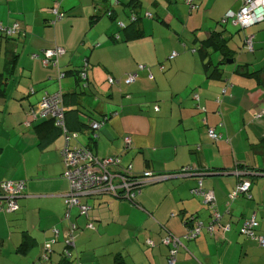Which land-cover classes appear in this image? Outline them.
I'll list each match as a JSON object with an SVG mask.
<instances>
[{"label":"crops","instance_id":"0c3cea01","mask_svg":"<svg viewBox=\"0 0 264 264\" xmlns=\"http://www.w3.org/2000/svg\"><path fill=\"white\" fill-rule=\"evenodd\" d=\"M55 1L0 0V24H17L20 29L12 38L0 37V49L4 47L0 72L6 74L11 55L16 56L15 91L27 99V104L20 102L23 112L17 117L25 119L24 113L34 106L31 95L47 86L55 89L53 84L58 82L57 91L67 94L69 110L80 111L67 115L71 130L78 129L77 118L83 123L106 118L93 143L97 158L118 157L137 177L149 172L169 179L142 185L133 201L108 194L80 198L82 205L90 207L87 215H82L77 207L65 205L64 195L69 191L61 158L65 140L53 130L50 119L32 121L26 128L33 134H0V183H24L18 210H0V264H35L43 248L51 251L43 264H74L61 255L66 241L82 264V257H88L82 253L94 250L104 236L123 243L111 254L110 264L115 258L122 264H166L167 236L181 242L177 264H264V248L240 231L243 222L253 217L258 224L255 233L264 235V70L257 77L246 75L264 64V22L248 29L231 21L217 23L228 11L240 8L239 0L183 2L176 16L167 13L160 21L165 26L174 23L178 37L174 42L165 38L170 46L159 58L152 35L146 33L141 5L125 7L117 0L116 5L123 7L122 20L117 7L107 5L108 0H103V7L94 0H61L59 11L64 17L49 26ZM153 1L156 7L157 1ZM104 7L113 18L102 13ZM132 11L140 17L136 22L141 31L138 37H132L130 29L124 30L130 25ZM95 13L100 16L93 21ZM228 24L237 32H247L243 41L254 36L253 51L249 52L253 56L231 73L223 68L228 58L235 63ZM187 28H194V38L188 50L185 44L181 50L179 33L184 34ZM221 31L224 47H205L202 57L203 42L211 33ZM53 46L63 48L65 54L57 68L45 69L39 61L41 51ZM170 48L171 52L177 50L173 59H168ZM140 65L146 69L138 71ZM77 71L84 74L81 81L85 85L77 83ZM135 71L136 80L126 85V74ZM215 71L218 75L212 76ZM59 72L65 73L60 80ZM109 77L114 80L111 85ZM104 81L108 91L101 86ZM7 82L0 84V96H5ZM29 88L33 89L31 95ZM76 102L80 105H74ZM209 129L220 139L211 140ZM80 136L85 137L81 144L86 145V133ZM125 138L130 140L128 146ZM77 143L71 141L70 145ZM185 167L192 168L189 175L180 174ZM254 170L261 174L250 176L259 173ZM241 179L249 181V191L227 205L228 195ZM199 184L203 192L212 194L220 215L211 225L212 232L208 231L210 208L200 195L191 193ZM193 221L202 224L201 233L184 239ZM147 240L152 245H147ZM137 244L146 249L144 254L135 255L140 251Z\"/></svg>","mask_w":264,"mask_h":264},{"label":"built area","instance_id":"2783aa9c","mask_svg":"<svg viewBox=\"0 0 264 264\" xmlns=\"http://www.w3.org/2000/svg\"><path fill=\"white\" fill-rule=\"evenodd\" d=\"M56 0L51 8V14L53 19L51 24L64 17V14L59 11V2ZM188 5H192L193 0H180ZM240 8L236 11H228L222 22L231 21L233 25H237L241 29H248L256 24L264 22V0H239ZM110 15V14H108ZM147 17H151V14L147 13ZM121 25V23L119 24ZM122 26V25H121ZM19 30L17 24L9 27L0 24V34L7 37H11ZM253 35H248L244 38L243 46L248 52L253 51ZM65 50L59 46H53L41 51V64L43 67L53 66L56 67L58 60L63 57ZM177 53L172 51L168 59H173ZM163 66H160L162 69ZM146 66H138V71L145 70ZM63 75H59L61 79ZM84 78V74H81ZM137 78V72H131L126 74L124 83L129 85L133 83ZM108 83L111 85L114 83L112 78H108ZM195 100L198 99L196 95L193 96ZM158 111V108L155 107ZM37 118H51L54 121L55 126L64 128V113L61 107V94L60 92L54 94H45L38 104L31 109L27 117V126ZM102 122H93L92 128L98 130L102 126ZM65 134V132H64ZM208 136L211 140L216 141L220 139L213 129L208 130ZM77 135L72 133L70 136H65V145L61 150V157L65 166L64 178L69 183V191L64 195V202L68 208L77 207L80 214L87 215L90 207L82 205L80 198L88 196H98L101 194H108L116 198H123L128 201H133L134 197L142 185L152 183L157 180L163 179L167 176L154 175L149 172H144L142 176H134L131 172V166H123L118 157H110L104 159H98L92 155L84 146L70 145L71 141H75ZM130 140L124 139L125 145H129ZM192 172L191 167H185L181 170L180 174L189 175ZM201 184L191 191L192 194L200 195L207 206L211 210V223L208 227V231L212 232V224L217 223L220 215L215 211L213 196L211 193H205L201 190ZM249 181H241L237 187L228 195L227 205L239 195L247 194L249 191ZM24 188L23 182L7 181L0 184V199L5 200V207L0 202V209L5 210L8 213L15 212L18 209L17 199L22 194ZM256 220L252 217L245 220L241 226V233L250 239L257 242L258 246L264 248V235H257L255 229L257 227ZM202 224L199 221H193L187 228V234L184 235V239L191 240L196 238L202 229ZM74 226H72V230ZM71 239V238H69ZM147 245H152L147 240ZM164 243L170 245L169 252L166 258V264H177L176 254L181 242L178 239L167 236L164 239ZM68 247L71 245L68 241L65 242ZM67 256L69 253L64 251Z\"/></svg>","mask_w":264,"mask_h":264},{"label":"rangeland","instance_id":"374dc122","mask_svg":"<svg viewBox=\"0 0 264 264\" xmlns=\"http://www.w3.org/2000/svg\"><path fill=\"white\" fill-rule=\"evenodd\" d=\"M117 0H108L107 5H112L117 7V14L119 16V19L125 20L123 16V7L116 5ZM118 1H123L122 3H128L130 0H118ZM140 1V13L142 15V18L145 16V24H146V33L148 35H152L150 37L153 38L151 39L153 41V44H156V53L158 54L159 58H163L164 55H166V50L170 46L168 42H174L177 41V34H174L173 30L175 29L174 23L168 24V25H163L160 23L161 20L164 19V16L168 13L169 15L176 16L175 11L179 6L184 5L183 2H180L178 0H156L157 1V6L153 5V0H138ZM81 2H85V0H81ZM109 2V4H108ZM94 3H98V6L100 5L101 7L106 6L104 5L103 0H94ZM97 6V7H98ZM126 7V6H125ZM128 12V11H126ZM147 12L151 13L153 16V19H148L146 18ZM104 18V17H103ZM106 20H108L107 17H105ZM127 20V18H126ZM176 20V18H175ZM177 22V20H176ZM182 23L184 24L183 20ZM182 23H179L180 25ZM117 24V23H116ZM228 31L231 32L232 34V39L230 42L231 48L234 50V55H235V63L232 65L228 66H223V68L230 73L232 70L239 64L242 63L241 61H244L247 57L253 56L252 53L247 52L243 48V37L246 35L245 30H240L237 32V29L232 27L231 25H227ZM192 29H186L185 33L182 34L181 32L179 33L180 36H182V39L179 42L180 49L183 50L182 45L185 44L187 45V50L191 44L192 39L194 38V33L192 32ZM152 32V33H151ZM186 36H188L186 38ZM165 38H167L169 41L166 42ZM184 39H188V42H184ZM184 42V43H182ZM197 45V44H196ZM4 47L0 49V65H2L3 60H4ZM172 48L168 51V53H171ZM173 50L177 51L176 48H173ZM258 51V48H256L255 52ZM215 55H219L218 53H214ZM32 58V57H31ZM217 60H215L216 63ZM18 81V78H15L14 76L8 79L7 85L5 86V96H0V134H33L31 129L26 128L24 123L26 122L28 111L24 113L25 119L19 120V117H17V114L22 111V107L20 105V102L24 101L27 104V99H22L20 96V93H17L15 91L16 87V82ZM54 88L51 86H47L40 91L36 92L35 94L31 95L30 98L32 99L31 103L35 106L38 101L41 100L43 95L45 93L49 94H54L56 93L55 91L58 90V82H55ZM104 85V86H103ZM103 86L107 91L109 90V86L107 83L104 81ZM51 87V88H50ZM35 103V104H34ZM21 115V114H19ZM19 129V132H18ZM85 140L84 136L78 137V141L81 143L82 141ZM117 241V242H116ZM140 243V242H139ZM116 244H118L116 246ZM122 242L118 240V238H110L108 236L107 238L104 236L100 242L96 245H99L95 248L94 250L82 253V255H86V259H81L82 264H110V260L112 258L111 254H114L115 251H118L117 248L122 247ZM138 249L140 250L139 252L135 251V255H140L144 254V249L142 246L137 244ZM141 248V249H140ZM142 251V252H141ZM122 252V251H121ZM126 254V252H123Z\"/></svg>","mask_w":264,"mask_h":264},{"label":"trees","instance_id":"16d2710c","mask_svg":"<svg viewBox=\"0 0 264 264\" xmlns=\"http://www.w3.org/2000/svg\"><path fill=\"white\" fill-rule=\"evenodd\" d=\"M182 2V1H181ZM130 5V6H129ZM140 5V1H138V0H130L128 3H126V4H124V6H129V7H137V6H139ZM102 13L104 14V15H107L109 18H113V15H112V12L109 10V9H106L105 7H104V9H102ZM108 14H110V15H108ZM150 14V13H149ZM131 16L129 17V21H130V25L128 26V27H126L124 30H126L127 28L128 29H130L131 30V35H132V37H138L140 34H141V31H140V29H138V27L136 26V22H138V20L140 19V17L134 12V11H132L131 12V14H130ZM137 15V16H136ZM100 16V14L99 13H95L92 17H91V19L94 21V20H96L98 17ZM151 17H153L152 16V14H151ZM150 17V18H151ZM51 22V21H50ZM50 22H48V24H49V26H53ZM217 23H220V24H222V19L221 20H219V22H217ZM255 26V25H254ZM253 27V26H252ZM240 28V27H239ZM251 28V27H250ZM19 31H20V29L18 30V32L16 33V34H18L19 33ZM222 33H223V31H221V32H219V33H216V32H213V33H211L210 34V38L209 39H207L206 41H204L203 42V45H202V48L200 49V52H201V56L202 57H205V55H206V52H205V47H207V48H216V49H218V48H223L224 47V40H223V38H222ZM16 34H14L13 36H11V37H7V36H5V35H3V34H0V37H3V38H12V37H14ZM40 59H39V61H40V63H41V58H42V55H41V57H39ZM16 60H17V58H16V56H14V55H11V58H10V67H9V69H8V72H6V74H3L2 72H0V84H6V82H7V80L9 79V77H12L13 76V70H14V68H15V64H16ZM57 65H58V63H57ZM41 66H42V64H41ZM43 67V66H42ZM48 67H50V68H57V66L56 67H53V66H48ZM48 67H43V68H45V69H47ZM160 67V66H159ZM261 70H264V64L262 65V67H261V69L260 70H257V71H254V72H251V73H247L246 75L247 76H251V75H253V76H256L257 77V73H259V71H261ZM80 72H82V70H80ZM80 72H78L77 71V73H79V75H76V81H77V83H80V81L81 80H84L83 78H81V74H80ZM215 73H216V75H218V73L215 71L213 74H212V76L213 75H215ZM65 75V73H62V72H59V75ZM4 75H6L5 77H6V79L4 78ZM59 75H58V80H60L59 79ZM63 78V77H62ZM61 78V79H62ZM85 78V77H84ZM81 83L82 84H84L85 85V82H83V81H81ZM81 84V85H82ZM87 87V86H86ZM57 92H60V91H57ZM56 92V93H57ZM28 93L31 95L32 93H33V89L32 88H29V91H28ZM45 94H49V93H45ZM44 94V95H45ZM60 94H61V107L63 108V113H64V128L63 127H58V126H55V124H54V121H53V119H51V118H48V119H50V121L52 122V126H53V130L54 131H56L58 134H61L62 135V137H63V139L65 140V136H70V135H72V133H75L76 135H77V139L74 141V142H77V140H78V137H80V134H83V133H86V135H87V137H88V142H87V144L86 145H83V144H81L80 142L79 143H77V144H74L73 146H84L92 155H94V156H96L95 155V152H94V149H93V143L95 142V139H96V131L97 130H94L93 128H92V124H93V122H102L103 123V121L106 119V118H101V119H99L98 121H90V120H88L86 123H83V122H81V121H79L78 120V118H77V125H78V129H76L75 131L74 130H71V128L69 127V125H68V120H67V115L68 114H71V113H73V112H75V114L76 113H78V111H79V109H71V110H69V103H68V99H66V97H67V94H62L61 92H60ZM43 95V96H44ZM72 95H74V94H71V96ZM77 96L78 95H76V99H77ZM38 104V103H37ZM36 104V105H37ZM75 104H77L78 106L80 105V103H78V102H76V103H74V105ZM35 105V106H36ZM35 106H31L30 107V109L28 110V114L30 113V111H31V109L32 108H34ZM80 112V111H79ZM28 114H26L27 115V117H28ZM38 119H44V118H37V119H35V120H38ZM34 120V121H35ZM26 122H27V119H26ZM25 122V123H26ZM25 126L26 127H29V126H31V123H30V125H26L25 124ZM82 127H86L87 128V132H85L84 131V128H82ZM64 132H65V134H64ZM97 157V156H96ZM62 158V157H61ZM98 159H104V158H98ZM254 171H256V172H259V171H257V170H254ZM264 172V171H263ZM260 173V172H259ZM242 180V179H241ZM4 182H7V181H4ZM4 182H1V183H4ZM12 182H20V181H12ZM0 183V184H1ZM24 189V188H23ZM23 192V191H22ZM1 193V192H0ZM1 195V194H0ZM21 196H22V194H21ZM20 196V197H21ZM19 197V198H20ZM248 198V197H247ZM0 202L2 203V205H3V207H5V200H0ZM17 202H18V199H17ZM19 208V207H18ZM1 210V209H0ZM18 210V209H17ZM16 210V211H17ZM1 211H3V212H6L5 210H1ZM15 211V212H16ZM6 213H8V212H6ZM11 213H14V212H11ZM188 221V220H187ZM64 251H67L68 253H69V255H65L64 254ZM42 252H43V254H41L39 257H38V259L35 261V264H43V262L44 261H48L49 260V257H50V253H48V252H46V250L43 248V250H42ZM61 255H62V257L64 258V259H72L73 260V263L74 264H81V263H79V259H78V256L76 255V256H74L73 254H71V252H70V250L68 249V247H65L63 250H62V252H61ZM114 264H122L121 263V260L119 259V258H115V260H114Z\"/></svg>","mask_w":264,"mask_h":264},{"label":"water","instance_id":"95a60500","mask_svg":"<svg viewBox=\"0 0 264 264\" xmlns=\"http://www.w3.org/2000/svg\"><path fill=\"white\" fill-rule=\"evenodd\" d=\"M233 63H234V60L232 58H228V59L225 60V62L223 64L228 66V65H232ZM126 166H128V165H126ZM260 174L261 173H250L249 175L252 176V177H254V176H258ZM237 175H241V176L244 177V176H247L248 174L238 173ZM198 176H200V175H198ZM167 179H169V177H165L163 179L157 180V181L152 182V183L155 184V183H158V182H160L162 180H167ZM0 200H4V199L1 198ZM44 249L46 250V252L51 253V251L47 250V248H44Z\"/></svg>","mask_w":264,"mask_h":264}]
</instances>
